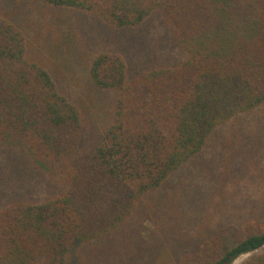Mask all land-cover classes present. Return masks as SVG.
<instances>
[{"label":"trees","instance_id":"16d2710c","mask_svg":"<svg viewBox=\"0 0 264 264\" xmlns=\"http://www.w3.org/2000/svg\"><path fill=\"white\" fill-rule=\"evenodd\" d=\"M42 1L119 30L158 14L184 57L134 75L123 54H96L89 76L115 95L110 122L64 190L1 209L0 264H70L73 252L111 250L217 127L264 106V0ZM34 60L23 30L0 15V149L39 162L71 158L84 138L81 110ZM261 228L245 235L222 228L181 264H234L241 257L242 264H264ZM130 259L126 264L139 263Z\"/></svg>","mask_w":264,"mask_h":264},{"label":"rangeland","instance_id":"374dc122","mask_svg":"<svg viewBox=\"0 0 264 264\" xmlns=\"http://www.w3.org/2000/svg\"><path fill=\"white\" fill-rule=\"evenodd\" d=\"M0 15L23 30L29 55L49 70L60 92L80 108L84 126L79 153L65 160L39 162L0 149L1 211L7 203L36 201L64 190L76 165L110 122L115 95L96 88L89 76L96 54L104 50L123 54L134 75L157 65L175 66L184 54L158 14L140 28L124 30L42 0H0ZM150 199L142 215L123 227L111 250L73 252L70 264H126L132 257L141 264L151 254L150 264H181L185 254L222 228L231 233L238 228L241 235L261 230L264 106L217 127L201 152Z\"/></svg>","mask_w":264,"mask_h":264}]
</instances>
